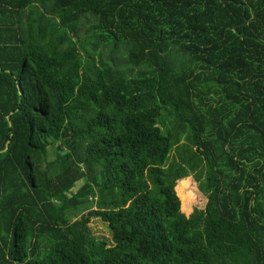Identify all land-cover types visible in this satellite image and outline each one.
Returning a JSON list of instances; mask_svg holds the SVG:
<instances>
[{
  "label": "trees",
  "instance_id": "1",
  "mask_svg": "<svg viewBox=\"0 0 264 264\" xmlns=\"http://www.w3.org/2000/svg\"><path fill=\"white\" fill-rule=\"evenodd\" d=\"M0 264H264V0H0Z\"/></svg>",
  "mask_w": 264,
  "mask_h": 264
},
{
  "label": "rangeland",
  "instance_id": "2",
  "mask_svg": "<svg viewBox=\"0 0 264 264\" xmlns=\"http://www.w3.org/2000/svg\"><path fill=\"white\" fill-rule=\"evenodd\" d=\"M166 124H168V122H166ZM57 147L58 145L51 148L50 153L48 155L49 162H52L56 159ZM82 184H83V181H77L74 184V188L71 189V192H75V190ZM183 190H184L183 194L185 195L184 199L188 198V203L195 207L198 196L194 197L191 186L187 184ZM92 208H94V202L92 200H89L88 202L78 207V210H77L78 215L82 216L84 214H87L88 211ZM90 225L92 227L93 233L97 237L105 238L111 241L112 239L111 230L106 223L101 221L99 218L93 217Z\"/></svg>",
  "mask_w": 264,
  "mask_h": 264
},
{
  "label": "water",
  "instance_id": "3",
  "mask_svg": "<svg viewBox=\"0 0 264 264\" xmlns=\"http://www.w3.org/2000/svg\"><path fill=\"white\" fill-rule=\"evenodd\" d=\"M7 117L9 118V117H10V115H8ZM10 124H11V122H10Z\"/></svg>",
  "mask_w": 264,
  "mask_h": 264
}]
</instances>
